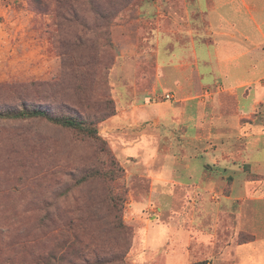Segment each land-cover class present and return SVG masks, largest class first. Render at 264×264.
Instances as JSON below:
<instances>
[{
  "label": "rangeland",
  "instance_id": "1",
  "mask_svg": "<svg viewBox=\"0 0 264 264\" xmlns=\"http://www.w3.org/2000/svg\"><path fill=\"white\" fill-rule=\"evenodd\" d=\"M182 1L0 0V105L27 99L83 113L104 139L44 119H0V264H35L40 254L51 264H85L111 249L126 252L111 264H214L254 240L256 221L240 216L241 197L249 213L257 205L264 213L254 184L264 183V167H160L146 161L143 142L130 145L143 123H129L128 113L147 102L165 52L160 27ZM119 112L117 136L110 123ZM163 150L156 161L168 163ZM113 162L122 169L113 184L92 180L63 198L82 172ZM111 185L122 187L123 227L111 223ZM46 205L55 216L49 232L38 228ZM65 216L82 217L79 227Z\"/></svg>",
  "mask_w": 264,
  "mask_h": 264
},
{
  "label": "crops",
  "instance_id": "2",
  "mask_svg": "<svg viewBox=\"0 0 264 264\" xmlns=\"http://www.w3.org/2000/svg\"><path fill=\"white\" fill-rule=\"evenodd\" d=\"M171 12L160 27L165 55L156 82L144 95L147 102L134 103V114L128 113L129 123H143L131 137L139 143L130 145L143 142L146 161L160 167H264V0H183ZM121 116L110 123L117 136L123 133ZM162 149L168 163L156 161ZM254 184L261 188L259 201L264 183ZM251 187L245 185L247 193ZM246 203L241 197L240 216L255 219L254 240L237 244L231 257L214 264H264L263 208L257 205L252 215Z\"/></svg>",
  "mask_w": 264,
  "mask_h": 264
},
{
  "label": "trees",
  "instance_id": "3",
  "mask_svg": "<svg viewBox=\"0 0 264 264\" xmlns=\"http://www.w3.org/2000/svg\"><path fill=\"white\" fill-rule=\"evenodd\" d=\"M107 116V115H106ZM106 116L101 117L100 120H103ZM44 119L49 122L51 125L61 127L63 129L71 130L72 132L86 136L91 139L95 140H104L101 138L99 134V130L97 127V120H92L83 115V113L77 112H61L58 113L54 110V108L40 104L31 102L27 99H24L15 104H5L0 105V119L3 120H31V119ZM114 163V162H113ZM121 167H117L115 163L111 167L105 168H91L85 172H82L78 175L75 179V183L72 186L65 189L63 192V198H68V196L75 195L74 191L80 187H82L85 183H88L92 180H103L105 182H111L113 184L120 176H121ZM110 189L107 191V203L109 206V210L114 213L113 217L111 218V223L115 227H123L122 221V213H123V205L125 198L121 192V186H113L109 187ZM119 195V196H118ZM105 201V200H104ZM56 205V204H55ZM54 205V206H55ZM50 206L46 205L43 207L44 214L38 220V228L41 230H47L49 232L50 225L52 222L54 223V215L50 211ZM59 207L57 212L60 211V205L57 204ZM81 211L82 208H79ZM61 216V215H59ZM84 216V215H83ZM68 219L67 216H65ZM82 218V217H79ZM77 218H69L67 221V225L70 228L79 227L75 222ZM65 222V221H64ZM76 229V228H75ZM246 241H243V243ZM126 253V252H125ZM124 252L120 253V256L117 255L116 251L110 250V252H104L97 254L96 259L92 260L88 256L84 258L85 264H111L113 262H117L123 258ZM119 254V252H118ZM43 255L37 256L35 264H51L48 256L41 258ZM7 264H18L14 263L11 260L7 261ZM192 264H209L207 260L195 262Z\"/></svg>",
  "mask_w": 264,
  "mask_h": 264
},
{
  "label": "built area",
  "instance_id": "4",
  "mask_svg": "<svg viewBox=\"0 0 264 264\" xmlns=\"http://www.w3.org/2000/svg\"><path fill=\"white\" fill-rule=\"evenodd\" d=\"M166 98H171V95L170 94H166Z\"/></svg>",
  "mask_w": 264,
  "mask_h": 264
}]
</instances>
